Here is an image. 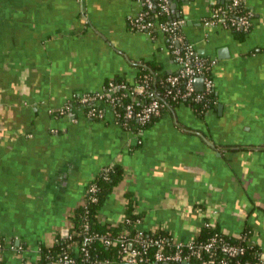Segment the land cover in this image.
Returning <instances> with one entry per match:
<instances>
[{
    "label": "crops",
    "instance_id": "crops-1",
    "mask_svg": "<svg viewBox=\"0 0 264 264\" xmlns=\"http://www.w3.org/2000/svg\"><path fill=\"white\" fill-rule=\"evenodd\" d=\"M228 1L171 0L186 39L218 59L216 107L198 116L179 103L149 126L125 129L110 114L90 118L78 103L111 79L134 81L141 62L177 69L163 34L152 39L130 25L137 0H0L6 246L36 258L41 245L69 232L90 181L117 164L124 176L99 209L103 224L119 225L131 198L138 230H162L183 243L207 224L235 237L247 230L264 264V0H246L254 18L242 40L202 23ZM67 106L66 114L55 112ZM5 253L8 264H20Z\"/></svg>",
    "mask_w": 264,
    "mask_h": 264
},
{
    "label": "built area",
    "instance_id": "built-area-1",
    "mask_svg": "<svg viewBox=\"0 0 264 264\" xmlns=\"http://www.w3.org/2000/svg\"><path fill=\"white\" fill-rule=\"evenodd\" d=\"M227 8L214 5L208 16L202 19L206 27H219L228 30L250 29L253 24L254 12L250 9L244 14L235 15L234 8L246 6V0H230ZM140 10L128 16V21L134 30L145 33L150 38L158 34L168 37L167 49L172 55L177 69L165 79L156 80V73H146L134 81L109 80L100 91L83 95L79 103L87 106L86 115L96 120H105L110 114L112 119L125 129L144 127L153 118L159 117L164 108L169 107L172 100L179 103L192 104L193 101H204V106L211 110L210 104H217V99L211 101L207 98L215 92L216 81L213 70L218 63L217 58H208L199 54L193 43L189 42L182 32L185 20L182 17L173 19H153L151 12L158 7L165 15L172 13L171 0H137ZM203 78L202 89H198L196 81ZM167 85L166 90H161L156 85ZM69 106L55 111L63 115L68 112ZM52 112V111H51ZM112 164L104 166L100 171L107 172ZM97 187L88 184L83 201L96 202ZM126 221L125 217L121 223ZM129 222V221H128ZM139 222V220L137 221ZM208 225V224H207ZM77 235L80 240L74 241L70 246L61 249L53 258V264H79L77 257L80 255L89 258V246L94 239H99L107 246L118 245L119 263L105 261L104 264H194L191 260H199L196 264H229L230 259L236 258L245 252L246 244H234L223 238L218 233L205 242L196 243L194 240L186 243L173 242L164 237H146L141 230L132 238L130 230L124 228L116 237L110 238L106 234L93 231L88 222H84L80 230L70 231L64 237ZM240 237V236H238ZM133 243L136 246H133ZM154 247L152 256L148 255V248ZM8 252L11 257H19L20 264H37L40 250L36 258H29L25 248L15 246L10 242L8 246L4 240L0 245V264H8ZM95 263H100L97 259ZM241 264V263H240ZM245 264H254L247 261Z\"/></svg>",
    "mask_w": 264,
    "mask_h": 264
},
{
    "label": "trees",
    "instance_id": "trees-1",
    "mask_svg": "<svg viewBox=\"0 0 264 264\" xmlns=\"http://www.w3.org/2000/svg\"><path fill=\"white\" fill-rule=\"evenodd\" d=\"M159 2V0H155ZM230 0L223 4H217V6L222 5L224 8H227L230 4ZM235 15H240L246 13L250 10L249 7L239 6L234 8ZM181 16H176L174 13H170L169 15H165L161 12V10L156 7L151 12V18L165 20V19H173L178 18ZM252 28V27H251ZM250 29H241V30H233V32L237 35L239 39H244L245 36L250 32ZM168 41V37L166 36ZM140 67V71L138 76L146 74V73H156V80H163L165 79L170 73L160 71V66L155 62H141L138 64ZM115 81H121L122 78H114ZM158 89L166 90L168 86L165 85H156ZM207 98H210L211 101L216 99L215 92L209 94ZM81 105L80 103H78ZM168 108H164L163 112L167 109H171L176 106L178 103L174 101H170ZM191 106L195 110L198 116H204L208 107L204 106V101H193ZM216 104L211 103L210 108H215ZM87 106H84L85 111L87 110ZM158 117L153 118L150 122H148L144 127L151 125ZM143 128V127H141ZM123 169L117 164H113L112 168L107 172L100 171L97 176L90 181V185H95L97 187L96 196L98 200L96 202L88 201L85 205L77 206L73 212L70 214V234H72L75 230H80L81 225L84 222H88L91 226L93 231L106 234L108 237L113 238L122 232L124 228L130 230L129 237L132 238L138 233V229L136 228L135 224L138 220H140V216L137 213H134V201L129 198V202L126 207L125 211V220L124 222L120 223L119 225H107L103 224L99 219V209L104 203L105 198L111 192V190L116 186L122 179H123ZM129 221V222H128ZM142 233L146 237L152 238H160L164 237L166 239H170L169 235L162 231L158 230L155 232H145ZM219 234L225 239H228L230 242L234 244H246L247 239L249 238V232L245 230L240 237L230 236L223 232H221L217 226L206 225L204 226L198 237L194 240L196 243L205 242L209 240L215 234ZM80 236L72 235L68 237H61L58 235L55 242L50 245H41L40 246V258L38 259L37 264H53V258L57 255V253L68 246H70L74 241L80 240ZM2 244V240H0V245ZM133 246H136L133 243ZM118 245L107 246L104 242L99 239H94L90 246H89V258L85 259V256L80 255L77 257V263L79 264H104L105 261H109L111 263H119V249ZM154 253V247L148 248V255L152 256ZM101 260L100 263H95V260ZM194 264L198 263L199 260L196 258H192L191 260ZM247 261H250L254 264H263L260 258V249L257 245H247L245 252L242 255L237 256L236 258H232L229 261V264H245Z\"/></svg>",
    "mask_w": 264,
    "mask_h": 264
},
{
    "label": "water",
    "instance_id": "water-1",
    "mask_svg": "<svg viewBox=\"0 0 264 264\" xmlns=\"http://www.w3.org/2000/svg\"><path fill=\"white\" fill-rule=\"evenodd\" d=\"M174 7H175V4H174ZM202 82H203V78L202 77H199L198 79H197V81H196V84L198 85L197 87H198V89H202Z\"/></svg>",
    "mask_w": 264,
    "mask_h": 264
}]
</instances>
